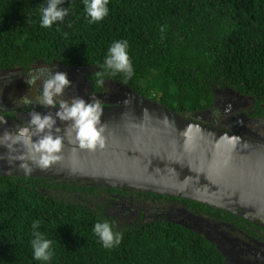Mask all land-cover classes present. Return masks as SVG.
<instances>
[{"label":"trees","instance_id":"1","mask_svg":"<svg viewBox=\"0 0 264 264\" xmlns=\"http://www.w3.org/2000/svg\"><path fill=\"white\" fill-rule=\"evenodd\" d=\"M47 0H0V70L36 62L88 68L177 113L204 109L214 89L264 103V0H109L108 15L89 23L84 0H64L63 21L41 27ZM116 40H127L134 75L102 65ZM64 180V179H62ZM59 179L0 175V264H227L220 250L181 225L114 226L99 209L62 201L47 190ZM64 186V185H62ZM74 190V187H66ZM109 221L122 234L106 249L92 229ZM53 241L51 260L33 257L32 223Z\"/></svg>","mask_w":264,"mask_h":264},{"label":"water","instance_id":"2","mask_svg":"<svg viewBox=\"0 0 264 264\" xmlns=\"http://www.w3.org/2000/svg\"><path fill=\"white\" fill-rule=\"evenodd\" d=\"M113 84L117 99L102 106L103 149H79L66 135L71 122L57 119L53 131L59 128L56 134L65 137L58 161L25 175L18 162L0 159V175L81 180L179 196L264 222L263 137L189 119L128 86ZM0 119L7 121L0 125V135L27 126L1 113Z\"/></svg>","mask_w":264,"mask_h":264},{"label":"flooded vegetation","instance_id":"3","mask_svg":"<svg viewBox=\"0 0 264 264\" xmlns=\"http://www.w3.org/2000/svg\"><path fill=\"white\" fill-rule=\"evenodd\" d=\"M47 66L52 72H65L71 84L63 92V99L83 98L86 102L98 100L102 106L115 103L118 89L113 82L93 78L94 72L88 68L63 66L59 63L36 62L27 69L14 68L0 70V113L27 122L32 112L55 114L56 108H45L35 102L40 81L30 86L26 81L36 68ZM47 77V73L45 77ZM224 92L235 94L229 88ZM216 88L215 91H220ZM232 91V92H231ZM218 93V92H214ZM237 93V92H236ZM240 98L250 97L237 94ZM32 100L24 103V98ZM217 97V98H216ZM252 100V112L241 109L242 114H228L229 110L243 106L234 103L230 97L214 94L212 104L204 109L182 112L183 116L212 126L226 129L242 136H259L251 132L243 122L247 118L264 116L257 113ZM243 108V107H241ZM45 109V110H44ZM52 179V178H51ZM56 180V179H55ZM60 188L47 191L62 201H79L90 209H99L113 220L114 226H135L153 222H168L190 229L212 242L224 256L227 264H264V222L251 219L184 197L135 190L128 187H108L102 183L60 179ZM66 187H74L68 190Z\"/></svg>","mask_w":264,"mask_h":264},{"label":"clouds","instance_id":"4","mask_svg":"<svg viewBox=\"0 0 264 264\" xmlns=\"http://www.w3.org/2000/svg\"><path fill=\"white\" fill-rule=\"evenodd\" d=\"M63 3L64 0H47V5L41 12V27L51 28L64 20L68 9L60 7ZM108 3L109 0H84V12L90 24L102 21L108 15ZM128 49L127 40L112 42L104 58L103 69L111 74L122 73L125 78L130 79L134 75V69ZM46 73L47 77L44 78ZM37 81H40V86L35 102L45 108H56L55 114L32 112L26 127H19L15 132L6 130L0 135V147L6 149V152L0 153V159L6 158L10 163L18 162L19 169L25 175L31 174L34 169L45 170L61 158L59 154L64 147L65 137L56 134L60 131L59 128L53 131L57 119L71 122L66 135L72 137L70 142L75 143L79 149H103L107 139L106 124L101 120L103 108L98 100L86 102L79 97L62 98L64 90L71 84L67 73L52 72L49 67L41 66L29 74L26 82L33 86ZM23 102L27 104L32 100L25 97ZM6 123V120L0 119V125ZM40 227V221L32 223L33 257L47 262L54 254L53 241L45 238ZM92 231L106 249L119 245L122 240V234L114 232L112 224L107 220L97 221Z\"/></svg>","mask_w":264,"mask_h":264},{"label":"rangeland","instance_id":"5","mask_svg":"<svg viewBox=\"0 0 264 264\" xmlns=\"http://www.w3.org/2000/svg\"><path fill=\"white\" fill-rule=\"evenodd\" d=\"M114 85V84H113ZM214 92H218V93H214L215 96L217 95H223V96H227V97H230V99L234 102V103H238V104H242L243 108L241 107H236L234 109L231 108V110H229L228 114L230 115L231 113L232 114H235L236 112L237 113H240L242 114V110L241 109H244V108H247V110L249 112H252L251 110L253 109L252 108V100H251V97H243V98H240L239 95H237L238 93L234 92L235 94L233 95H230V92H224V89L220 91H215L214 89ZM232 92V91H231ZM217 98V97H216ZM243 125L247 126L248 129L251 131V132H254L256 134H259L261 136H264V116L260 117V116H256V117H249L247 118V122L244 121L243 122Z\"/></svg>","mask_w":264,"mask_h":264}]
</instances>
